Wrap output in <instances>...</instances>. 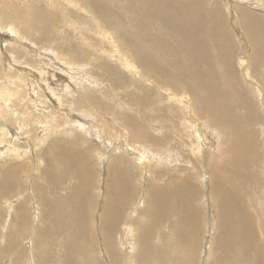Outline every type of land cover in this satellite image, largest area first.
I'll use <instances>...</instances> for the list:
<instances>
[{"label":"bare ground","instance_id":"obj_1","mask_svg":"<svg viewBox=\"0 0 264 264\" xmlns=\"http://www.w3.org/2000/svg\"><path fill=\"white\" fill-rule=\"evenodd\" d=\"M29 1L32 5H44L37 11L35 16H31L30 21H28V18L19 7L21 16L18 19L21 21L20 24L22 26H24V24L26 25V32L34 30L40 34L38 38L51 41L53 40L51 35L54 32H51V35L48 34L50 24L56 23L55 21L59 17L62 18V20L64 19V22L73 23L75 21L70 17L72 15L71 13H80L81 17L74 16V19L77 22L88 25L89 29L85 26L80 28L79 31L81 33L87 31L96 34L102 33L108 46V48L103 49L105 57L109 60L117 59L118 66H121V62H126L122 67L123 71L125 68L130 67V65L139 66L146 64L147 69L139 71L138 75L148 86H156V90L163 88L160 92L150 90L149 93H157V95L160 96V100L156 99L154 101L156 108L162 107V105L158 103L163 102L165 103L163 106H165V110H167L163 115L159 116L157 111L153 115H150L146 112L145 107L141 108L144 117L150 119L149 124L151 125L148 129L150 132L149 136L152 137L150 143H148V139L145 141L140 139V133L144 128L134 122V116H143V113L135 111L136 103H138L136 101L139 96L134 97V107L131 108L130 114H127L130 115V117L127 118L125 125L122 118L121 121L112 123L111 125H113V128L111 129H103L100 126L101 132L98 134L91 128L88 129V131H90L89 137L92 136L95 141L100 140L104 144L100 146L98 158L102 160V155L105 162H109L106 169L108 181H105L106 183L104 182V186L108 188V192L104 206L105 219L102 228L103 234L100 237L102 241L100 247L102 256L100 252H96L94 249L95 242L91 232H89L88 225L85 227L86 217H84V210L81 211L80 209H76L74 205L75 202L81 203L82 200L87 198L83 192L85 186L82 185V182L92 186L90 182V167H87L88 170L85 169L87 166V154L85 151H82L81 148L77 149L74 147L71 141L52 139L48 144L49 148L46 150V154H48V166H45L43 169V178L38 176L47 183L39 184L37 180H35L32 187V191L35 192L33 195L35 198L32 197V199L36 200V207L38 206V209L41 211L40 213L36 208L34 211L35 218L39 215L38 221H41L44 215H47V212L43 210L45 206L49 208L48 213L52 210L50 217L61 219V225L66 230L73 231L77 227L82 229V231L85 230L86 233L58 232L64 235V237L59 243V248L49 249L52 254L49 257L51 258L50 261L46 258V250L39 252L38 249L35 252L34 255L37 260H39V264H54V262H51L54 259L58 260V264H72L73 257L77 262V255L75 254L79 255V253L83 257L82 262L84 264H195L197 256L196 243L200 232V229L198 230V227L200 228V222H197V211L192 205L194 201L193 192L191 193L194 189L193 185H191L189 181L186 182L187 180H182L183 177H180V175L183 176V173L186 172L185 167H187L181 165V163L189 165V170H194L196 173L199 171H205V173L209 171L208 175L210 178L209 182H211L212 193L210 196H213L214 200V205L212 204L215 211L214 224L217 226L216 232L211 237L213 241L212 251L215 258L213 259L214 261H211L209 264H264V207H261L260 197L256 191L261 177L259 175L251 176L250 174L251 167L260 166L263 158L262 151L259 150L255 140L256 132L252 130V126L260 118V113L251 103L252 95L250 92L245 91L246 88L243 87L239 89L235 87L231 90L222 91L217 88L215 83L211 82L214 78L213 74H206L203 78V60L207 54V42L201 36L203 35L207 38L211 37V35L215 36L216 33L215 30L201 31L195 24V20L200 18L203 20L205 17L194 10H196L195 8H203L206 0H165L166 3L153 1L151 4L143 0H128V5L132 10L137 9L138 6L143 7L142 5L144 3L151 6L152 10L146 7L143 8L147 9L148 12L150 11L149 19L147 20L151 26L152 34L156 36L160 34L168 35L170 31H175L180 38L179 42L174 47L175 54L171 62L168 63L170 64L173 62L172 69L178 77V80L174 79L172 82L168 80L164 81L159 75L154 74V72H159L154 61H147L141 56L133 57L135 51L130 52L128 48L123 50L117 42H114L110 38L109 32L107 34L102 32L104 26L99 23L95 13L98 9L104 13L103 4L100 1H98L95 8L92 7L93 5L89 0ZM242 1L247 2L246 0ZM248 2H252L249 3V5H245L249 9L241 7L244 9L241 13V18L239 14L235 15L234 13L236 23L249 45V50L245 48L246 51H243L242 56L239 57L238 64L242 66V72L245 76H249V67L250 71L260 70V79L262 83H264V17L254 10H264V0H248ZM227 3L228 5L225 6L226 13H233V4L231 0H228ZM168 5H172V8H168ZM7 7L8 6L4 4L2 9H6ZM214 14H217L216 9L212 10L209 15L213 16ZM5 15L4 13L2 16L4 20H10L12 17L11 14ZM115 16L117 17V21H119L121 13H115L114 17ZM76 18H80L81 21ZM182 20L188 22L187 27L185 24H182ZM190 20H194V22ZM32 23H35V26H33ZM38 23L41 26H36ZM0 26H3V24H0ZM98 27L100 29H98ZM217 31L218 33L220 32L218 36L221 40L218 46L224 51L222 60L225 62L226 66L229 67V65L234 62L232 58L229 30L222 24ZM30 39L37 42L36 39L32 37H30ZM40 45L43 47L46 46V44ZM53 47L56 53H60V55L62 54L61 52H64L66 49L63 43H58L53 45ZM167 47L168 46L165 45L161 50L160 47H158V52L154 54L164 60ZM112 51L116 52L115 56L112 55ZM246 53L251 56V66L250 62L245 61ZM89 55L94 58L92 54ZM9 62L12 64L10 60ZM105 64L121 75L118 81L123 78V74L119 70L121 68L117 65L115 68H112L111 62H106ZM144 71L146 73H144ZM51 73L53 80L57 74L54 72ZM63 74H65V72ZM63 74L61 76L65 78L62 79V77H60L62 79L61 81H64L67 77ZM77 76H79V74H77ZM35 78V80H39L37 79V75H35ZM67 78H70V76ZM84 80L85 82H90L89 77L84 76ZM18 81L21 82L20 79H18ZM5 87H0V105L4 107L13 92L8 91ZM41 87L43 86L41 85ZM257 91L260 95H263L261 89L257 88ZM191 93L196 95L193 109H191L192 107L190 106L191 102L186 99L188 94ZM19 97L23 98L24 95L21 94ZM261 100L262 103H264V95ZM33 101L35 103L36 99ZM91 102L97 104L94 99H92ZM118 102L119 100L117 98H113L111 101H107L104 107L111 106L113 109L112 113L119 114L120 112L118 111L117 104L122 108L123 105ZM84 103L86 105L83 107L87 109L83 112L84 116L86 118L91 117L92 119L104 123L101 118H95L96 113L93 111L94 109L101 114L100 108L103 107L99 104H97L96 107L92 104L87 105L86 102ZM18 104L20 105L21 101H19ZM3 106L1 107L2 110ZM37 107L38 106H36V108ZM81 107L82 106H78V108ZM238 107L245 109V116L237 112ZM57 110H60V112L63 110V114L61 115L63 118L60 120H57V115H54L55 119L53 116L47 115L41 110V114L44 115L43 121H41L45 125L44 131L41 128L42 133L45 134L42 137L43 141L47 140L49 131H51L50 133H54L51 127L49 128V125L52 124H48V121H53L55 126L64 123L63 120H65L66 123L69 125L73 124L78 130L82 128L83 123L76 116H72L68 110L61 108ZM20 113V117L24 118L23 121H19V124H21L20 127L24 128L26 133L34 131L33 121L30 120L32 119L30 118L31 116L25 115L23 109ZM1 119H4L2 125H6V122L10 123L9 121L14 123L13 118L6 115ZM41 121H38V124L41 123ZM133 122L134 126L132 128ZM22 125L29 126L26 127ZM54 126L52 129H54ZM106 131H108V133ZM61 132H63V130H60V133ZM5 133L4 131V134ZM172 133L174 135H172ZM219 135H222L221 139L223 141L227 142L228 139V142L226 148L221 152V155H219V159L215 160L212 156L217 153L219 149ZM37 137L38 136L35 135L34 140ZM17 138L16 136V139ZM6 143L8 144L9 142H5L4 144L6 145ZM28 146L30 147V145ZM119 153L121 157L112 160V156ZM18 157H20V155ZM172 162H177V165L180 164L181 168L179 172H177L173 178H170L169 182L165 183L163 186L161 181L165 179V177H163L165 174L162 170ZM138 165L143 168H140ZM28 167L30 170L31 166L28 165ZM150 169H152L150 172H154L152 180H150L152 182L148 184L143 199L144 202L148 203L147 214L150 225L148 227H142L140 221L136 220L138 224L136 227L137 248L139 251H142L141 260L136 261L132 258L131 254L125 256L120 255L114 243V239L118 235H114V230L122 217H128L124 211L130 206L135 197V185H132L135 182L133 180L136 175L135 172L140 171L145 174L148 173L149 171L147 170ZM17 171L18 167L13 166L7 168L3 175L0 173V201L3 200L2 198L9 196V189L5 184V178L14 177ZM253 177L257 181V185L254 184ZM176 178H178L179 181H177ZM71 180L74 182L79 181L81 184L76 183L75 186H73L74 182L70 184ZM68 184L71 186L68 187ZM63 185L65 187H63ZM67 187L69 189L68 192ZM54 189L62 191L65 189L67 194L61 195V193L58 192L61 196L53 195L57 198H47V193H52ZM126 195L129 196V199H126ZM56 199H58V204H54L57 202ZM69 200L74 201V203L71 204ZM190 204L192 206H190ZM76 206L78 205L76 204ZM258 212H261L263 216L262 227H260L261 231H259L263 243L259 247L256 246V237L254 234L256 230L254 217ZM166 218L171 220V232H158L159 222H162ZM43 224L45 223L43 222ZM51 227L54 230L57 229V225H52ZM45 229L46 228L42 226L39 232L40 236H43L46 240L47 233L42 232V230ZM53 229L50 231L56 232ZM157 234H159L158 239L156 238ZM124 235L126 241L127 237H133L130 232L128 234L124 232ZM13 236L14 235H11L10 238L13 239ZM47 239L50 240V237H47ZM135 247L136 245L131 248L135 250ZM134 250L132 252H134ZM97 256L99 257L98 260L100 263H97L94 259ZM100 256L102 262L100 261Z\"/></svg>","mask_w":264,"mask_h":264},{"label":"rangeland","instance_id":"obj_2","mask_svg":"<svg viewBox=\"0 0 264 264\" xmlns=\"http://www.w3.org/2000/svg\"><path fill=\"white\" fill-rule=\"evenodd\" d=\"M89 1L94 8L96 7L98 1L103 4L104 13L99 11V9L95 11L97 20L105 28L102 29L103 31L101 30L102 32L105 34L109 32L110 38L114 42H117L118 45L123 48V50L128 48L130 52L135 51L133 57L141 56L147 61H154L159 69V72H154V74L159 75L162 80H168L169 82H172L174 79L178 80L177 75L172 69L173 62L170 64L168 63L171 62L172 57L175 54L174 47L179 42L180 38L177 36L175 31H170L168 35L160 34L156 36L155 34H152L151 26L147 20L149 19L150 13V11L148 12L147 9L152 10L151 6H149L147 3L151 4L153 1L165 2V0H143L147 3H144L142 6L146 7L147 9L138 6L137 9L133 10L128 5V0ZM246 1L247 2H243L242 0H231V3L233 4V13L227 14L225 11V6L228 5V0H206L203 8H195L196 10H194L205 17L203 20L202 18L198 20L196 19L195 24L201 29V31L215 30L216 33L215 36L211 35V37L207 38L203 35L201 36L207 42V54L203 60V78L206 74H213L214 78L211 82L215 83L217 88L222 91L231 90L235 87L239 89L243 87L246 88L245 91L250 92L252 95L251 103L259 110L260 118L254 123L252 130L256 132L255 140L259 150L262 151L263 158L262 164L260 166L251 167L250 174L251 176L259 175L261 177L260 183L257 186L258 189H256V191L260 197L261 207H264V103H262L261 100L264 95V83H262L260 79V70L250 71L249 67V76H245L242 72V66H239L238 64V59L240 56H242V52L246 51V49L249 50L248 42L246 41V38L243 37L242 31L238 27L235 20L236 14H239V17L241 18V13L244 11V9L241 7L248 8L245 5L252 3L248 2V0ZM4 4L8 6L6 9H2ZM43 5H32L29 0H0V24H3V26H0V87H5L7 85L5 88H7L10 92L13 91L12 94L9 93L11 96L5 103L6 108L2 105V110V106L0 105V150H3L0 151V173L3 175L7 168L13 166L18 167V171L16 174H14V177L12 176L5 178V184L9 189V196L2 198L3 200L0 201V264H39V260H37L36 256L34 255L38 249L39 252L46 250V258L50 261L51 258L49 257L52 254L49 249L59 248V243L64 237V235L59 234L58 232L86 233L85 230L82 231V229L77 227L73 231L66 230L61 225V219L50 217L52 210H50L48 213L49 208L45 206L43 210L47 212V215L49 214L48 217L47 215H44L41 221H38L39 215L37 218H35L34 211L36 208L38 209V206L36 207V200L32 199L35 193L32 191V187L35 180H37L39 184L47 183L41 178H43V169L45 166H48V154H46V150L49 148L48 144L52 141V139L71 141L73 142L74 147L77 149L81 148V150L85 151L87 154V166L85 169L88 170L87 167H90V182L92 183V186L82 182V185L85 186L83 192L87 198L82 200L81 203L69 201L71 204L74 203L76 209H80L81 211L84 210V217H86L85 227L88 225L89 232H91L94 238V249L96 252H100L101 254L100 247L102 245V241L100 237L103 234L102 228L105 219L104 206L108 192V188L104 185L108 181L106 177V169L109 162H105V159L102 157V155V160L98 158L100 146H103L104 144L100 140L95 141L92 136L89 137L90 131H88V129L91 128L98 134L101 132V127L103 129H111L113 128V125L111 124L115 121H121L122 118L125 125L127 118L130 117V115L127 114H130L131 108L134 107V97L136 96H139L136 101L139 104L136 103L135 111L139 113H143L141 110L143 107H145L146 112L150 115H153L157 111L160 116L163 115L165 111H167L165 110V106H163L165 104L163 102L158 103L159 105L161 104L162 107L156 108L154 101L156 99L160 100V96H158L157 93H149L150 90L160 92L163 88L156 90V86H148L147 83L140 79L138 75L139 71L147 69L146 64L139 66L130 65V67L125 68L123 71L122 67L126 64V62H121V66H118L117 59L109 60L107 57H105L103 49L108 48V46L102 33L96 34L92 33L91 31L81 33L79 31L80 28L85 26L88 27V25L77 22L74 19V16L81 17L80 13H71L72 15L70 17L75 21L73 23L64 22L65 20H62V18L59 17L55 21L56 23L50 24L48 28V34L51 35V32H54L51 35L53 38L51 41L38 38L40 34L34 30L26 32V25L24 24V26H22L20 24L21 21L18 19L21 16L20 9L28 18V21H30L31 16H35L37 11H39ZM168 8H172V5H168ZM215 9L217 10V14H214L213 16L209 15L210 12ZM254 10H256V13L264 17L263 9L258 11L257 9ZM119 12L121 13V16L119 17V21H117V17H114V14ZM4 13L6 15L11 14V19H2ZM76 19L81 21L80 18ZM190 21L194 22V20ZM182 24H185L187 27L188 22L182 20ZM222 24L226 26L230 34L232 58L234 59V62L233 64L229 65V67L226 66L225 62H223L222 56L224 51L218 46V43L221 40L218 36L220 32L218 33L217 29ZM32 25L35 26V23H32ZM39 25L40 24L38 23L36 26ZM98 29L100 28L98 27ZM30 37L36 39L37 42L32 41ZM58 43H63L64 46H66L65 51L61 52V55L60 53L57 54L55 48L53 47V45ZM40 44H46V46L43 47ZM165 45L168 47L165 52L164 60H162L154 53L158 52V47H160L161 50L165 47ZM89 54H92L94 58H92ZM112 55L115 56L116 52L112 51ZM9 60L13 65L10 64ZM245 61L250 62L251 66L252 60L248 53L245 54ZM106 62H111L112 68H115L116 65L121 68L119 70L122 72L123 78L118 81V79L121 78V75L116 70L110 69L105 64ZM51 72L57 74V76L53 78L54 81L52 80ZM64 72L66 75L63 74ZM144 73L146 72L144 71ZM62 74L67 77L70 76V78L66 77L64 81H61L63 78H65L61 76ZM77 74H79V76H77ZM35 75H37V79L39 80H35ZM84 76L89 77L90 82H85ZM60 77H62V79ZM18 79H20L21 82H19ZM63 83L66 85V87ZM41 85L43 87H41ZM257 88L261 89L263 95L259 94ZM21 94L24 95V99L19 97ZM113 98H117L119 100L118 103L123 105L122 108L119 104H117L118 111L120 112L119 114L112 113L113 109L111 106L104 107L105 103L107 101H111ZM195 98L196 95L192 93L188 94V97L186 98L191 102V109H193V104H195ZM34 99H36L35 103L33 101ZM92 99H94L97 104L103 107L100 108L102 115L93 108L92 109L96 113L95 118H101L104 123L92 119L91 117L86 118L84 116L83 112L87 110L85 107H83L86 105L84 102H86L87 105L92 104L97 107V104L91 102ZM19 101H21L20 105L18 104ZM36 106L38 107L36 108ZM78 106L82 107L78 108ZM21 108L23 111H25V115H30V118H32L30 120L33 121L34 131H31L30 133H26L24 131L25 129L20 127L21 124H19V121L24 120V118L20 117L19 115L22 110ZM58 108L68 110L72 116H76L83 123L82 128L78 130L73 126L72 123V125H69L65 122V120H63L64 123L57 124L55 126L53 121H48V124H52L49 125V128L51 127V130L54 133H50L51 131H49V136L47 134V140L43 141L42 137L45 134L42 133V130L44 131L45 125L42 122L44 115L41 114V110H43L42 112L46 113L47 115H51L54 118V115H57V120H60L63 118L61 116L63 114V110L60 112V110H57ZM237 112L242 116H245L246 113L245 109L242 107H238ZM5 115L13 118L14 123L9 121L12 125L8 122H6V125H2V121L4 119L1 118L5 117ZM38 121H41V123H39L40 125L38 124ZM134 122L144 128V130L140 133V139L142 141L148 139V143H150L152 141V137L149 136L150 132L148 130L151 125L149 124L150 119L144 117L143 113V116H134ZM134 122L132 123V128L134 126ZM28 126L29 125L26 127ZM53 126L54 129H52ZM60 130H63V132L60 133ZM4 131L6 132L5 134ZM106 132L108 133V131ZM35 135L38 137L34 140ZM172 135L174 134L172 133ZM222 135L218 136L220 142L219 149L217 153L212 156L215 160L219 159V155H221V152L227 146L228 139L227 142L223 141L221 139ZM16 136L18 137L17 139ZM5 142L9 143H6L5 145ZM28 145H30V147ZM19 155L21 158L18 157ZM117 157H121L120 153L112 156V160ZM28 165L31 166L30 170ZM181 165L187 166L185 167L186 172L183 173V176L180 175V177H183L182 180H187L186 182L189 181V183L193 185L194 189L191 191V193L193 192L194 201L192 205L197 211V222H200V228L197 226L198 230L200 229V232L196 243V263L209 264L211 261H214L213 259L215 258L212 251L213 241L211 237L217 230V226L214 224V200L213 196H210L212 193L211 182H209L210 178L208 175L209 171L206 173L205 171H199L196 173L194 170H189V165L185 163H181ZM181 165H177V162H172L162 170L165 174L163 176L165 179L161 181L163 186L165 183L169 182L170 178H173L177 172H179ZM138 166L143 168L140 165ZM151 170L152 169L147 170L149 172L145 174L144 172L140 171L135 172L136 177L134 176L135 179L133 178L135 182L132 184L135 185V197L133 198L130 206L124 211L128 217H122L114 230V235L118 234L114 239V243L116 248L119 250L120 255L125 256L127 254H131L132 258H134L136 261L141 260L142 252L137 248L138 244L136 227L138 224L136 223V220L140 221V225L142 224V227H148L150 225L147 214L148 203L144 202L143 199L145 197V190L147 189L148 184L152 182L150 180H152L154 172H150ZM176 179L179 181L178 178ZM253 179L254 184L257 185V181L254 177ZM73 182L74 181L71 180L70 184ZM76 183L81 184V182L75 181L73 186H75ZM70 186L71 185L68 184V187ZM63 187L65 186L63 185ZM68 187L67 192L69 190ZM58 192H60L61 195L67 194L65 189H63V191L54 189L52 193H47L46 196L47 198H57L56 196H61ZM51 195L56 196L52 197ZM126 199H129L128 195H126ZM57 200L58 199H56V201ZM54 204H58V201ZM76 204L79 206V208L76 206ZM192 205L190 204V206ZM39 212L41 213L40 210ZM43 222L46 225L43 224ZM254 223L256 229L254 232L256 237L255 242L256 246L259 247L263 243L259 232L261 231L260 227H262L263 223V216L261 212H258L255 215ZM52 225H57V229L54 230L51 227ZM42 226L46 228L45 230H42V232L47 233L46 240L43 238V236H40L39 229ZM48 227L56 232H51V229ZM171 227V220L166 218L162 222H159L157 230L158 232H171ZM124 232H127V234L130 232L133 237H127L126 241ZM11 235H14V241L12 238H10ZM47 237H50V240H48ZM156 238H159V234L156 235ZM134 245H136L135 250L134 248H131L134 247ZM133 250L134 252H132ZM75 255H77L78 264H84L82 262V255L80 253L79 255ZM101 256L100 261L102 262ZM94 259L97 261V263H100L98 256ZM57 261L58 260L54 259L51 262L58 264ZM77 262L73 257L72 264H77Z\"/></svg>","mask_w":264,"mask_h":264}]
</instances>
